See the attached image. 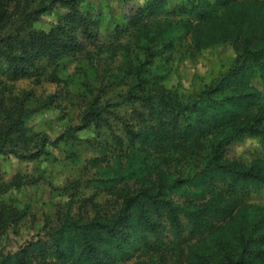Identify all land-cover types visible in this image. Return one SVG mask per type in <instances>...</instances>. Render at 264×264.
I'll return each instance as SVG.
<instances>
[{"label":"trees","instance_id":"1","mask_svg":"<svg viewBox=\"0 0 264 264\" xmlns=\"http://www.w3.org/2000/svg\"><path fill=\"white\" fill-rule=\"evenodd\" d=\"M84 1L0 0V79L41 75L44 63L58 67L63 58L83 52L80 38L90 41L97 36V21L80 10ZM58 5L65 8L59 19L48 30L36 29L41 15ZM169 16L185 19L176 22ZM126 28L147 60L173 49L181 30L191 32L197 50L230 41L236 57L202 93L183 101L164 88L146 91L142 74L147 60L138 55L136 69L126 67L121 78L132 74L134 85L142 89L141 94L121 92L134 108L131 119L112 112L115 97L105 100L98 95L69 133L91 125L109 127L112 117L122 123L129 146L139 144L138 151L146 154L162 141L212 137L204 166L191 177L179 178L163 171L154 175L155 168L146 164V175L137 188V183L107 186L110 181H105L116 195L118 207L113 212L81 220L67 216L59 228L17 251H0V264H184L182 256H169V239L180 242L186 233L200 235L213 227L214 220L227 216L232 217L231 238L212 239L210 247L201 240L189 249L187 261L264 264V206L244 201L251 190L264 186V159L247 164L226 156L227 146L247 135L259 137L264 145V104L260 92L250 85L256 77L264 80V2L146 0ZM19 105L15 112L0 108L6 116L0 129V153L24 151L30 158L48 153L47 147L55 146L63 135L54 141L43 136L27 147L23 138L29 111ZM113 142L123 147L124 138L113 133ZM110 171L116 173L111 182L120 183V174ZM27 183L19 178L1 184L0 189L5 192ZM191 186L197 190L189 197L182 191ZM9 221L0 211V238L12 225Z\"/></svg>","mask_w":264,"mask_h":264},{"label":"rangeland","instance_id":"2","mask_svg":"<svg viewBox=\"0 0 264 264\" xmlns=\"http://www.w3.org/2000/svg\"><path fill=\"white\" fill-rule=\"evenodd\" d=\"M145 2L85 0L80 10L97 21V36L90 41L80 38L85 48L83 52L63 58L58 67L44 63L41 75L17 80L0 79V108L15 112L21 102L29 111L23 138L27 147L34 146L43 136L54 141L63 135L55 146L47 147L48 153L36 158L25 157L24 151L0 153V186L19 178L23 183L28 182L18 189L5 192L0 189V211L5 212L7 221L11 220L12 224L0 238V251H17L33 238L59 228L67 216L81 220L92 218L98 212H113L118 207L116 195L105 186V181H110L107 186L137 183V188L141 185L140 178L146 175V164L150 169L155 168L154 175L163 171L179 178L191 177L204 166L212 137L194 138L189 142L162 141L146 154L138 151L139 144L129 146L122 123L112 117L109 127L91 125L69 133L72 131L69 128L80 124L84 111L98 95L105 100L115 97L116 107L111 109L112 112L131 119L134 108L124 100L121 92L141 94L142 89L134 85L132 74L127 79L121 78L126 74V67L136 69L138 55L147 59L136 47L126 26L128 19ZM64 11L65 8L58 5L53 11L42 14L34 27L48 30ZM167 18L176 22L185 19L179 16ZM191 22L196 24L189 20ZM235 57L230 41L197 50L191 32L181 30L176 35L173 49L147 60L142 74L143 85L147 92H151V88H164L167 93H174L185 101L202 93L233 64ZM250 85L260 92L264 104V80L256 77ZM136 103L140 105L138 101ZM5 122L6 116L0 111V129ZM113 133L124 138L123 147L113 142ZM226 156L248 164L264 159V145L259 137L247 135L227 146ZM111 168L120 174V183L111 182L116 176ZM187 190L182 192L191 197L190 192L197 189L191 186ZM244 201L247 205L264 206V186L251 190ZM231 221L230 216L214 220L210 230L200 235L186 233L180 242L169 239V256H182L184 264H190L187 261L189 249L201 240L207 241L210 247L212 239L231 238ZM211 264L220 263L211 259Z\"/></svg>","mask_w":264,"mask_h":264}]
</instances>
